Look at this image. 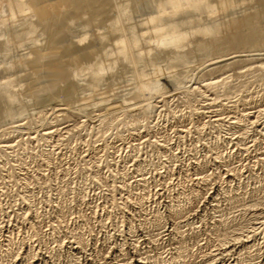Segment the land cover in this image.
<instances>
[{
	"label": "rangeland",
	"instance_id": "374dc122",
	"mask_svg": "<svg viewBox=\"0 0 264 264\" xmlns=\"http://www.w3.org/2000/svg\"><path fill=\"white\" fill-rule=\"evenodd\" d=\"M0 41V264H264V0H0Z\"/></svg>",
	"mask_w": 264,
	"mask_h": 264
},
{
	"label": "bare ground",
	"instance_id": "6f19581e",
	"mask_svg": "<svg viewBox=\"0 0 264 264\" xmlns=\"http://www.w3.org/2000/svg\"><path fill=\"white\" fill-rule=\"evenodd\" d=\"M11 1V0H10ZM14 3H16V4H21V0H14ZM9 4H11V3H9ZM13 4V3H12ZM130 8V7H129ZM239 8V7H238ZM38 9V8H37ZM186 10V9H185ZM184 10V11H185ZM191 10V9H190ZM187 11H189L188 9H187ZM183 14H185V13H183ZM40 16V18H39V24H40V26H42V28L44 29V31H45V33H46V35H48L47 37H49V36H51L52 34H53V32L55 31V29L59 26V24L62 22V20L61 19H54L53 21H51V22H48L49 21V19L47 18V14H46V11L45 12H41V15H39ZM172 16V15H171ZM27 17V16H26ZM22 18H25V16H23ZM161 18V17H160ZM25 19H28V17L27 18H25ZM148 20V19H147ZM237 21V20H236ZM33 22V21H32ZM231 22V21H230ZM229 22V23H230ZM27 23H26V21H25V25H26ZM193 24V23H192ZM193 27V26H192ZM210 27V26H209ZM239 27V26H238ZM160 29V28H159ZM158 29V30H159ZM192 29V28H191ZM197 29V28H196ZM206 29V28H205ZM210 29V28H209ZM204 30V29H203ZM208 30V29H207ZM212 30V29H211ZM211 30H209V31H211ZM219 30V29H218ZM149 31V30H148ZM147 31V32H148ZM189 31V30H188ZM202 31V30H201ZM205 31V30H204ZM199 32V31H198ZM219 32V31H218ZM195 33V32H194ZM205 33H206V31H205ZM146 34V33H145ZM149 35L150 34H152V30H151V33H148ZM182 34H184V33H182ZM202 34H203V32H202ZM212 34V33H211ZM213 34H214V32H213ZM180 35V34H179ZM187 37H188V35L187 34H185ZM226 35H234L233 36V38H234V41L235 42H237V39L239 38V34H238V32H237V30H236V28H235V26H234V24L231 22L229 25H227L226 26V28L224 29V30H222V31H220V33H218V35H216V38H220L221 36H226ZM184 36V35H183ZM179 38V37H178ZM180 39V38H179ZM252 38L251 37H247V38H245V42L246 43H248L250 40H251ZM231 40H233V39H231ZM121 41V40H120ZM170 41H172V40H166V39H160V41H155V43L157 42V44H166V43H168V42H170ZM233 41V42H234ZM172 43H174V42H172ZM247 45V44H246ZM1 49H3V42L2 41H0V51H1ZM255 51V50H254ZM256 51H258V50H256ZM118 52V51H117ZM116 52V53H117ZM249 56H251V54L249 55ZM257 56L259 57V56H264V51H261L260 50V52H258V54H257ZM240 58V57H239ZM70 59H72V58H70ZM69 59V60H70ZM250 59V58H249ZM75 60V59H74ZM242 60V59H241ZM245 60V59H244ZM246 60H248V59H246ZM255 60V59H254ZM73 61V60H72ZM258 61V60H257ZM75 62V61H74ZM240 62V61H239ZM235 63H236V61H235ZM256 63V62H255ZM260 64V63H259ZM262 64H263V62L261 63V66H262ZM254 66H256V65H254ZM258 66H260V65H258ZM261 66H260V68H261ZM263 67H264V64H263ZM198 68V67H197ZM209 68V67H208ZM258 69H259V67H258ZM264 69V68H263ZM207 70V69H206ZM263 71V70H262ZM209 72V71H208ZM100 73V72H99ZM177 73V72H176ZM210 73V72H209ZM100 75V74H99ZM226 78H227V76H226ZM225 79V78H224ZM231 79V78H230ZM8 80V79H7ZM6 79H5V81H7ZM212 80V79H211ZM217 81L218 82H220L218 79H217ZM222 81V80H221ZM228 80H226V82H227ZM4 82V81H3ZM2 82V83H3ZM209 83H210V81H209ZM209 83L207 82L206 84H208L209 85ZM217 82H212V84L211 85H213V84H216ZM218 84V83H217ZM224 84V83H223ZM211 85H210V87H211ZM9 86V85H8ZM214 87V86H213ZM223 87H224V85H223ZM222 87V88H223ZM3 88V87H2ZM143 97V96H142ZM144 99V98H143ZM141 100V99H140ZM147 100H148V97H147ZM144 101H145V99H144ZM82 103V102H81ZM142 103V102H141ZM10 107V106H9ZM13 107V106H12ZM83 110V109H82ZM112 112V111H111ZM109 114H111V113H109ZM103 116H105V115H103ZM248 117H249V115H248ZM110 119V118H109ZM117 120V119H116ZM118 123V122H117ZM136 124V123H135ZM133 126V125H132ZM7 146V145H6ZM241 240V239H240Z\"/></svg>",
	"mask_w": 264,
	"mask_h": 264
}]
</instances>
